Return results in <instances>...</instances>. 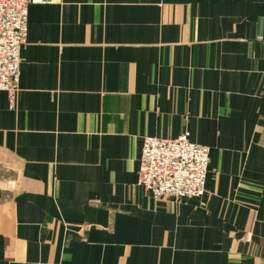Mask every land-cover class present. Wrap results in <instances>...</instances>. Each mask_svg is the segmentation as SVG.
I'll use <instances>...</instances> for the list:
<instances>
[{
  "label": "crops",
  "instance_id": "1",
  "mask_svg": "<svg viewBox=\"0 0 264 264\" xmlns=\"http://www.w3.org/2000/svg\"><path fill=\"white\" fill-rule=\"evenodd\" d=\"M0 91V264H264V0L29 7ZM210 147L200 198L138 185L146 137Z\"/></svg>",
  "mask_w": 264,
  "mask_h": 264
},
{
  "label": "built area",
  "instance_id": "2",
  "mask_svg": "<svg viewBox=\"0 0 264 264\" xmlns=\"http://www.w3.org/2000/svg\"><path fill=\"white\" fill-rule=\"evenodd\" d=\"M59 0H0V91L14 110L21 92L22 52L27 46L29 7ZM210 147L193 143L187 132L174 139L146 137L138 185L157 199L200 198L206 192Z\"/></svg>",
  "mask_w": 264,
  "mask_h": 264
}]
</instances>
